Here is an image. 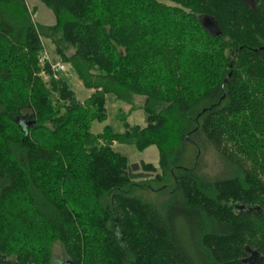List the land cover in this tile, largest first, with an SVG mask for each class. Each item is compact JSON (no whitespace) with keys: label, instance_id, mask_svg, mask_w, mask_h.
Returning <instances> with one entry per match:
<instances>
[{"label":"trees","instance_id":"1","mask_svg":"<svg viewBox=\"0 0 264 264\" xmlns=\"http://www.w3.org/2000/svg\"><path fill=\"white\" fill-rule=\"evenodd\" d=\"M40 1L51 27L0 0V264H264V0ZM45 31L85 102L40 65ZM108 95L145 98L146 126L93 134ZM207 148L230 176L196 174ZM155 174L173 187L134 193Z\"/></svg>","mask_w":264,"mask_h":264},{"label":"rangeland","instance_id":"2","mask_svg":"<svg viewBox=\"0 0 264 264\" xmlns=\"http://www.w3.org/2000/svg\"><path fill=\"white\" fill-rule=\"evenodd\" d=\"M30 13L32 12L33 22L37 26L44 28L51 27L55 24V17L51 10H49L40 0H26ZM47 35L49 32L45 31ZM58 37H55L57 39ZM45 51L42 55V59H47L53 65L62 64L66 68V72L61 76L63 77L71 90L75 93L77 99L80 102L88 100L93 91L87 90L83 84L79 81L75 72L67 64H64L56 53V46L54 39L49 35L43 39ZM73 51L67 50V54L71 56ZM146 103V99L142 97H134L132 102H117L112 95L106 96V115L105 122L99 123L94 121L92 123V133L102 134L105 128L110 127L111 131L115 134H123L128 127L134 128L139 126L144 128L146 126V115L143 111V106ZM113 150L122 156L126 157L131 164L146 163L152 164L156 169V174H161L159 168V153L155 146L150 147L144 152H139L132 145H119L115 143L112 145ZM244 163L245 160H242ZM246 164V163H244ZM193 165V164H192ZM191 167V166H190ZM196 174L204 180H211L215 178L227 177L231 175L232 168H230L226 161L217 155L213 149H205L199 158ZM152 175L149 179L138 181L137 187L134 193L137 195L146 194L150 201H158L160 195L156 190L162 188L163 185L172 186L170 179L166 178L163 184H156L154 182L157 175ZM150 186L151 190H146V187ZM173 187V186H172ZM156 193V194H155ZM167 196H162V200H166ZM54 261L56 264H61L67 260V256L64 250L59 244L54 246L53 250Z\"/></svg>","mask_w":264,"mask_h":264},{"label":"built area","instance_id":"3","mask_svg":"<svg viewBox=\"0 0 264 264\" xmlns=\"http://www.w3.org/2000/svg\"><path fill=\"white\" fill-rule=\"evenodd\" d=\"M44 61H48L47 59H42L41 60V66L44 64ZM51 66H52V78L57 80L60 76H62L65 72H66V68L64 65L62 64H57L56 66L53 65L50 61H48ZM45 80H49V77H47L46 75H44Z\"/></svg>","mask_w":264,"mask_h":264},{"label":"water","instance_id":"4","mask_svg":"<svg viewBox=\"0 0 264 264\" xmlns=\"http://www.w3.org/2000/svg\"><path fill=\"white\" fill-rule=\"evenodd\" d=\"M202 22H203L204 27L207 30L210 29L212 31H217V25L213 19L206 17V18L202 19ZM61 264H73V262L70 260H66V261L62 262Z\"/></svg>","mask_w":264,"mask_h":264},{"label":"flooded vegetation","instance_id":"5","mask_svg":"<svg viewBox=\"0 0 264 264\" xmlns=\"http://www.w3.org/2000/svg\"><path fill=\"white\" fill-rule=\"evenodd\" d=\"M248 1H250V0H248Z\"/></svg>","mask_w":264,"mask_h":264}]
</instances>
